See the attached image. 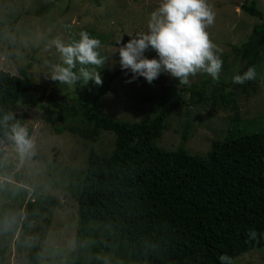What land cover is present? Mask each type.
<instances>
[{
    "label": "rangeland",
    "instance_id": "obj_1",
    "mask_svg": "<svg viewBox=\"0 0 264 264\" xmlns=\"http://www.w3.org/2000/svg\"><path fill=\"white\" fill-rule=\"evenodd\" d=\"M251 1L208 0L216 16L207 30L210 39L223 49L219 79L215 81L207 73H198L190 77V85L178 86L170 74L161 73L148 83L143 77L129 80L131 73L125 74L120 68L118 52L113 53L115 42L129 39L127 33L147 31L149 14L160 0H0V68L18 74L26 66L40 94L72 103L80 93L82 100L91 104L100 84L90 80L69 86L47 76L49 65L59 60L48 41L58 37L68 42L86 31L101 41L99 51L106 58L105 65L90 66L99 72L101 81L114 69L120 70L109 92L98 101L99 112L123 121L150 122L158 113L160 101L170 99L172 111L157 145L176 149L183 143L191 153L207 154L212 141L223 138L234 124L236 110L239 123L264 126V57L253 66L255 79L232 83L234 74L245 71L239 48L250 40L253 26L262 22L260 17L242 10V4ZM255 2L264 13V0ZM145 55L151 58L156 53L147 50ZM226 90L234 93L236 110L233 104L222 103L219 92ZM13 117L10 124L19 121L27 128L34 127V148L20 157L6 137L0 140V148L7 149L4 160L12 163V168L2 167L4 172L10 169L8 177L0 176V264H26L30 244L21 240L25 235L42 243L40 264H72L75 259L85 263L90 259L91 245L100 260L124 259L126 242L110 227L92 222L99 238L92 228L79 236L76 200L90 151L111 152L114 133L101 130L94 138H87L66 127L68 123H63L65 128L59 133L40 109L27 105L16 106ZM43 196L59 203L48 206L49 212L31 222L25 234L20 225L27 202ZM75 250L79 256L69 259ZM232 264H264V247L233 258Z\"/></svg>",
    "mask_w": 264,
    "mask_h": 264
},
{
    "label": "trees",
    "instance_id": "obj_2",
    "mask_svg": "<svg viewBox=\"0 0 264 264\" xmlns=\"http://www.w3.org/2000/svg\"><path fill=\"white\" fill-rule=\"evenodd\" d=\"M241 7L262 19L253 26L250 40L239 48L246 70L264 57V13L255 0ZM119 73V69L110 72L91 104H86L80 93L72 103L40 94L26 66L18 74L0 68V117L13 114L18 105H27L40 109L59 133L65 128L63 123H68L66 127L87 138L101 130L115 135L111 152L92 149L89 153L76 194L79 236L92 228L99 238L96 227L106 225L125 240L127 256L100 260L91 245L90 259L82 264H220L222 253L233 259L264 247V126L239 123L234 93L221 91L224 106L233 104L236 110L235 122L225 136L214 139L207 154L191 153L183 143L165 149L156 141L172 111L170 99L160 101L150 122L123 121L99 112L98 101ZM173 81L178 83L174 77ZM9 124L0 126V140L6 137ZM28 131L31 136L34 127L29 125ZM6 154L7 149L0 148L1 177L10 172L2 167L12 168L4 160ZM58 203L48 196L28 201L20 225L23 232L28 234L30 223ZM92 222L97 226L92 227ZM250 229L256 231L255 239L248 238ZM21 240L30 244L26 264H40L42 243L28 235ZM77 254L75 250L69 259ZM72 264L80 262L75 259Z\"/></svg>",
    "mask_w": 264,
    "mask_h": 264
},
{
    "label": "clouds",
    "instance_id": "obj_3",
    "mask_svg": "<svg viewBox=\"0 0 264 264\" xmlns=\"http://www.w3.org/2000/svg\"><path fill=\"white\" fill-rule=\"evenodd\" d=\"M216 13L208 0H160L158 7L150 14L147 31L127 33L129 39L123 44L121 39L115 43L119 65L125 74L131 73L129 80L143 77L151 83L161 73H168L180 85H190V77L207 73L215 81L219 79L222 66L223 49L208 32L214 23ZM55 48L59 60L49 65L48 78L60 84H87L90 80L99 85L101 76L90 66L105 65L106 58L100 55L101 41L86 31H80L79 39L68 42L60 38L48 41ZM147 50L156 55L149 58ZM256 69L248 67L243 73L234 74L233 84H244L256 78ZM12 113L0 117V126L13 121ZM6 138L11 141L20 155L30 153L34 141L26 125L19 121L7 125ZM248 238L255 239L256 231L248 230ZM220 264H232L231 257L222 253L218 256Z\"/></svg>",
    "mask_w": 264,
    "mask_h": 264
}]
</instances>
